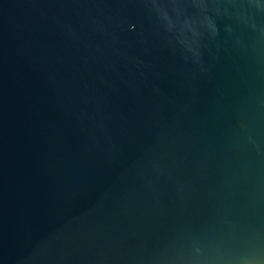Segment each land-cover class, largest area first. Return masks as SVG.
<instances>
[{"label": "water", "instance_id": "obj_1", "mask_svg": "<svg viewBox=\"0 0 264 264\" xmlns=\"http://www.w3.org/2000/svg\"><path fill=\"white\" fill-rule=\"evenodd\" d=\"M0 264H264V0H0Z\"/></svg>", "mask_w": 264, "mask_h": 264}]
</instances>
